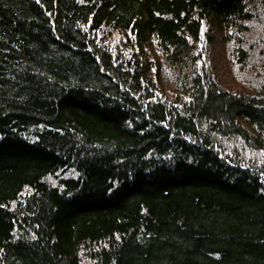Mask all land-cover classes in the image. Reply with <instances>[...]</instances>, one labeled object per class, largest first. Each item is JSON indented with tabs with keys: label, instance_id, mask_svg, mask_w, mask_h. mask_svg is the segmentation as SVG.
Wrapping results in <instances>:
<instances>
[{
	"label": "trees",
	"instance_id": "1",
	"mask_svg": "<svg viewBox=\"0 0 264 264\" xmlns=\"http://www.w3.org/2000/svg\"><path fill=\"white\" fill-rule=\"evenodd\" d=\"M0 264H264V0H0Z\"/></svg>",
	"mask_w": 264,
	"mask_h": 264
}]
</instances>
